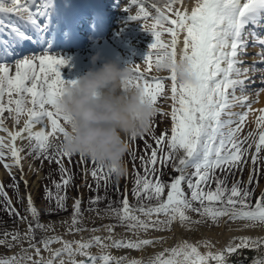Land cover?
<instances>
[{
  "label": "snow or ice",
  "instance_id": "snow-or-ice-1",
  "mask_svg": "<svg viewBox=\"0 0 264 264\" xmlns=\"http://www.w3.org/2000/svg\"><path fill=\"white\" fill-rule=\"evenodd\" d=\"M35 2L36 0H32L29 4L10 0V6H6L4 0H0V12L29 14L28 30L11 26V41L0 39V56H14L12 49L26 41H38L43 35L42 21L47 17L51 0H45L37 11H30ZM128 2L139 9L137 14L129 16V19L153 21L148 29L154 38L150 45L152 51H149L143 61L147 69H156V65L166 59L175 64L179 58L187 65V73L191 77L188 81L178 82L176 70L173 68L168 72V77L149 78L138 67L132 68L130 86L143 89L144 95L155 107V116L161 113L157 102L158 97L165 98V79L171 81L170 98L173 102L169 130L162 132L158 137L155 136L153 118L144 134L131 137V141H135L138 137L143 138L145 134H149L157 145V148H152L146 143V149L152 150L147 159L140 157L144 175L134 173L131 194L136 199V204H130L127 190L120 194L122 199L110 200L107 189L115 169L108 170L105 174L104 167L93 161L97 166L91 170L85 169V176L90 172L95 181V189L91 184L86 186L90 191L96 192L103 186L105 195L90 197L86 211L95 213L99 219H113L116 224L85 228V210L81 207L82 200L76 198L72 204L70 218L60 222L65 228L64 235L75 236L85 231H103L106 235H92L87 240L83 237L79 240H67L62 235H48L55 232L56 224L41 222V212L30 194L27 196L25 208L27 215L21 216L12 207L11 199L0 184V197H3L0 203L10 216L26 225L23 232L19 227L0 232V248L4 249V252L0 253V264H228L229 258L242 250H256L264 254V237L244 236L233 237L224 248L216 250H213L215 244L211 240L178 239L173 246L165 247L147 258L112 255V249L143 251L148 247L163 245L166 243L164 237H153L150 234L173 232V228L177 226L189 231L200 226L211 228L230 226L232 223H237L238 227L230 230L264 228V192L253 205L251 199L254 190L250 189L255 178L259 153L264 150V114L257 120L258 140L255 139L256 134L251 132L248 137L241 139L239 133L247 113L231 111L238 102L240 106H245L243 102L246 97H237L236 90L239 88L243 92L253 83L248 78L250 69L240 67L244 63L241 56L248 54L246 49L249 45L245 39L247 35L255 37L253 46L261 48L257 55L261 57L260 62L264 63V38L255 30L264 29V0H195V5L190 11L186 7L183 10L174 9L179 0H167L164 8L172 12L174 18L155 4L151 5L156 12V15L152 16L145 7V0ZM124 11L128 12L129 9L125 8ZM165 22L169 25L166 28ZM0 27H3V21H0ZM165 33L170 36V40L162 39ZM181 33L184 34L182 48L177 51V46L181 43ZM67 63L63 57L51 56L44 52L43 55L33 56L32 59H16L15 74L9 75L7 64L0 62V99H3L5 93L8 95L7 104L0 103V114L7 111L17 124L20 123L21 114L27 117L22 129L9 133L11 146L4 145L0 139V163L5 158L3 149L9 147L14 163H5L4 167L10 171L16 166L22 171V158L19 155L21 150L17 149L14 143L21 137L29 140V155L35 153L36 159L43 157L50 164L55 162L58 165L61 179L52 181L55 192L47 186L44 188V199L48 202L45 211L48 215L67 211V189L73 182V175L63 163V158H69L71 163L72 154L62 151L59 145H53L50 140L56 133L67 135L65 126L69 118L62 116L57 110V100L66 91V86L76 83L75 80L66 81L62 78L60 68ZM251 70H256L255 62ZM242 75L246 77L245 80L239 79ZM13 94L15 99L12 98ZM27 97H31V100L27 101ZM26 102L32 107H27ZM13 104L14 108L11 107ZM236 117L239 119H235ZM2 123L0 120V124ZM36 125L40 126V130L34 132L32 129ZM49 125L51 131L46 132L45 129ZM3 130L7 131L6 128ZM22 133H27V137H22ZM250 137L255 145V152L251 156L253 171L245 187L242 188V181L236 179H233L229 187L228 175L235 177L233 170L242 172L243 166L247 164L244 157L253 145L248 144L246 148L245 144ZM165 144L168 151H165ZM50 148L54 149L51 153ZM130 155L135 161V152ZM80 157L81 162H84L85 157ZM158 161L163 167L157 168ZM165 167H171L178 173L170 178V182L162 180ZM189 169L193 171L189 173ZM217 171L223 174V179L216 175ZM24 183L27 186V181ZM213 183L214 188L211 186ZM182 185H186L187 191ZM13 186L18 189V184ZM116 191L119 194V188ZM106 199L108 204L104 209H100L98 205ZM18 200L23 202L24 198L18 197ZM116 204L119 206H114ZM192 214L199 219H193ZM118 226L124 227L130 235L117 238L114 229ZM54 244L59 247H53ZM94 247L99 250L98 254L91 252ZM16 248H19L18 252L7 255ZM253 264H264V255L255 259Z\"/></svg>",
  "mask_w": 264,
  "mask_h": 264
},
{
  "label": "bare ground",
  "instance_id": "bare-ground-1",
  "mask_svg": "<svg viewBox=\"0 0 264 264\" xmlns=\"http://www.w3.org/2000/svg\"><path fill=\"white\" fill-rule=\"evenodd\" d=\"M43 0H36V3L39 4L42 3ZM125 2L120 4L118 7L117 11L119 13L127 14L126 16L124 15V18H121L120 15L119 18L114 21L115 24H117V28H112L111 29V34L108 36V39L111 40V42L108 40H102L100 42H96L94 47H89L85 50H90L88 53L83 51V50H71L69 52H51L49 55L55 56V57H63L65 60L68 61L67 65L64 67L60 68V72L62 74V78L65 79L66 81H71V80H76L78 77L83 75L86 71L89 69L93 68V65L91 63V58L99 54L100 56V61H98V64L104 61H114L116 62L120 67H125L130 65L131 68H136L138 67L140 71L144 73L146 77L152 78L153 76L147 74V65H144L140 63V57H146V55L149 53L150 50V45L153 43L154 38L150 33L148 32V29L150 28L152 24V20L149 19L147 22L144 21L143 24L138 23L131 25L128 23L129 21V16L131 15H136V12L138 10L136 9H131L136 6H131L128 0H124ZM21 3H32V0H20ZM4 3L6 6H10V0H4ZM90 7L95 11L96 14V19L99 24V26H96L94 28L93 25L92 27L96 33L101 34L103 32V27L106 25L107 21L109 20L110 16L109 13L111 11H114L115 7L119 4V0H89ZM167 3V0H145V7L151 8L149 12L151 13L152 16L156 15V12L153 14V9L151 5L155 4L158 7L166 10L164 8L165 4ZM111 4L110 7L112 8L111 11L107 8H105V5ZM129 4V5H128ZM113 5V6H112ZM148 5V6H147ZM195 5V0H179V2L174 5V9L179 8L180 10H183L185 7L187 8L188 11L191 10V8ZM34 7L30 9V11H33ZM125 8H128L129 11L126 12L124 11ZM92 10V11H93ZM37 11V10H36ZM34 12V11H33ZM116 12V11H115ZM89 13L88 10L84 11L82 14L83 16ZM92 13V12H91ZM173 14V13H172ZM28 13L27 12H20V13H4L0 12V21L1 19H4L3 21V27H0V39H5V40H10L9 36L11 34V26H18L22 30H28L27 24H28ZM168 16L174 18L173 15ZM113 16V13H112ZM126 19V20H125ZM139 21V20H138ZM123 23V24H122ZM167 24V22H165ZM122 24V27L119 25ZM24 26V27H22ZM164 27L166 28L165 24ZM168 27V26H167ZM6 28V29H5ZM45 30V27H44ZM260 33L261 38H264V29L257 28L255 29ZM263 32V33H261ZM167 34V33H166ZM168 35V34H167ZM183 33L180 35V41L181 43L178 45L177 51L182 48V41H183ZM65 33L61 34L62 38H65ZM129 36H132L129 38ZM81 39V36H80ZM170 39V36L168 35L167 38H165V41H168ZM245 39L248 41V45L252 44L254 45L255 37L252 35H247ZM143 44V45H142ZM74 45H81V43L76 42ZM36 43H29V44H22L21 46L17 47L16 49L18 51H23L27 53H31L29 55H23L22 57L18 59H23V58H28L32 59L33 56H40L43 55L42 51L39 52V47ZM129 48L131 51H133L131 54H129L126 51V48ZM120 48V49H119ZM38 50V51H36ZM2 51V50H1ZM36 51V52H35ZM247 55L241 56V59L244 61L242 65H240L241 68H248L250 69L251 67L250 64H263L261 63V57L257 55L258 53L261 52V48L259 46H253V47H247L246 49ZM118 58L122 59H135L136 62H133L131 64L130 61H124L126 64L117 62L119 61ZM6 58L4 56H0V62H3ZM117 60V61H115ZM37 63V69H38V61ZM7 66L10 69L9 75H14L15 74V61L11 63H6ZM153 70L156 72V69L153 68ZM250 71V70H249ZM162 73H168V72H162ZM255 75L258 74L254 72ZM250 73L248 72V75ZM261 74V73H259ZM264 76V75H263ZM249 78V77H248ZM246 77H243L241 80H245ZM262 79H257L256 83H252L251 86H247L243 91V97H246V101H244V105L248 106V109L243 110L240 109L242 106H240V103H237V106L232 109V112L239 113V114H244L247 113L245 116V120L248 122H252L254 124H257L258 118L264 114V85L262 87H257L254 89H251L255 84L262 85ZM30 86V82H29ZM241 92V91H240ZM237 97H240V94L237 93L235 94ZM13 99L16 98L15 94H13ZM8 100V95L5 93L3 99H0V103L2 104H7ZM30 98H27V101H30ZM27 107H32L30 103L26 102ZM11 107H15V105H11ZM49 107V106H47ZM13 115H15L13 113ZM27 119V117L24 114H21L20 116V123L17 124L14 119L9 115L7 111H5L3 114H0V120L3 121L2 124H0L1 130H0V139H2L4 145H9L11 146L12 140L11 136L9 133H15L22 129L24 127V120ZM235 119H239L236 117ZM7 129V131H4L3 129ZM34 132L40 130V126L36 125L32 129ZM46 132L51 131L50 125L45 129ZM22 137H27V133H22ZM61 134L56 133L55 137L52 138L50 137L51 142H54ZM15 147L17 149H20L21 151L19 152V155L21 156V166H22V171L20 167L13 166L10 171L14 173V175L18 176L19 180L21 181L22 184V191H23V198L27 200V196L30 194L32 196L33 202L36 206V197H37V190L40 188V182L44 177V174L42 172V167L40 163V159H35V153H32V155H29V149H30V143L27 138H21L18 137L16 139ZM5 152V158L2 163H0V182H3L5 178L8 177V170L4 167V164H13V159L11 158L10 155V150L9 147H5L3 149ZM33 157V160L30 162V159ZM24 181H27V186H25ZM193 217H197L195 214H192ZM84 218L88 217V214L83 215ZM70 217L66 216L62 220H68ZM89 218L93 219H98L97 222L99 221H104L107 220L110 222V219H99L96 218V214H91L89 215ZM238 227L237 223H232L230 226H220V227H207V226H200L199 228L193 229L191 231L186 230V229H181L180 227H174L173 232H152L150 235L153 237H164L166 240V243L163 245L157 246L155 248L153 247H148L143 251H133V250H116L112 249L111 253L112 255L115 256H121V255H128L130 257L134 258H140L144 257L147 258L148 256L161 251L165 247H171L173 246L178 239H189L191 241H198L201 239H207L211 240L215 244L216 249H222L224 248L229 241L233 237H252V238H257V237H264V228H253V229H248V230H230L231 229H236ZM173 233L175 234L173 236ZM130 235L127 233V230L116 232L117 238L124 236V235ZM80 234H77L75 236H78ZM98 235V234H97ZM106 235V233L102 234L101 236ZM74 236V237H75ZM100 236V235H99ZM64 239H66L64 237ZM53 247H59V245L54 244ZM203 251V249H202ZM91 252L93 254H98L99 250L97 248H92ZM46 256L47 253H44ZM264 255L260 252H257L256 250H242L238 254L232 255L229 258L228 264H253V261L255 259L261 258V256Z\"/></svg>",
  "mask_w": 264,
  "mask_h": 264
},
{
  "label": "clouds",
  "instance_id": "clouds-1",
  "mask_svg": "<svg viewBox=\"0 0 264 264\" xmlns=\"http://www.w3.org/2000/svg\"><path fill=\"white\" fill-rule=\"evenodd\" d=\"M100 61L99 54L91 58L93 68L67 85L57 100V110L69 118L67 135L59 147L72 155H83L117 177L126 171L125 156L130 151L133 135L144 134L155 116V107L143 89L130 86L133 77L130 65L120 67L114 61ZM175 68L178 82L191 79L187 65L179 58L175 64L166 59L156 65V71Z\"/></svg>",
  "mask_w": 264,
  "mask_h": 264
},
{
  "label": "rangeland",
  "instance_id": "rangeland-1",
  "mask_svg": "<svg viewBox=\"0 0 264 264\" xmlns=\"http://www.w3.org/2000/svg\"><path fill=\"white\" fill-rule=\"evenodd\" d=\"M129 5V4H128ZM146 5V4H145ZM148 6V5H147ZM131 9H136L139 10L138 7H133ZM148 11L151 9L146 8ZM166 14L169 15H173L172 12H168L167 10H165ZM155 13V11H153V14ZM137 14V12H136ZM125 15V14H124ZM127 15V14H126ZM125 15V16H126ZM124 18V17H123ZM126 20V19H125ZM129 24L134 25V24H138L141 23L143 24L144 21L143 20H131L129 19L128 21ZM165 26H169L168 24L164 23ZM159 30V29H158ZM150 35H152L150 33ZM132 36H129V38H131ZM168 35L165 33L162 36V39L165 40V38H167ZM170 40V39H168ZM143 45V44H142ZM249 47H253L252 44H249ZM178 48V46H177ZM120 49V48H119ZM126 51L131 54L133 51H131L128 47L126 48ZM152 51V50H151ZM145 57H140V63L146 65L143 61H144ZM118 62L126 64V62L124 61H130L131 64H133V62H136L135 59H120L118 58ZM134 65V64H133ZM253 64H250L249 67L252 68ZM249 71V75L248 77L253 81V83H256L257 79H264V63L263 64H256L255 68L256 70H251ZM258 73L255 75V73ZM261 73V74H259ZM147 74L155 77V78H165L168 77L170 75V73H162V72H158V71H154L153 69L151 71H147ZM245 76H240L239 79H242ZM164 84H165V88H164V99H160L158 97V102H157V107H159L161 109V113H158L155 117H154V125L153 130H154V135L155 136H160V134L162 132H165L166 130H169L171 128V117H170V112H171V105H172V100H171V81L165 79L164 80ZM262 85H258L255 84V86H253L251 89L257 88V87H262L264 85V82L261 83ZM248 88V87H246ZM245 88V89H246ZM240 94V97H243V92H240V89L238 88L236 90L237 94ZM30 98V97H27ZM237 106V105H236ZM235 106V107H236ZM47 107V106H46ZM235 107L231 108L234 109ZM243 110L248 109V106H242ZM162 113H169V115H163ZM233 127H235V125H233ZM255 133V139L258 140V133H259V128L257 124H254L252 122H248L244 119L243 124H242V128H241V132L239 133V136L241 139H243L244 137H248L249 133ZM62 138V134L54 141L52 142L53 145H58L59 141ZM146 143L148 145H151L152 148H157V145L154 141V139H152V137L149 134H145L143 138H137L135 141H130V151L129 153L126 154L125 156V167H126V174L120 175L119 177L116 176V174H112L110 177V184L109 187L107 189V191H109L108 194V198L112 201H118L120 200V194L117 193L116 189H117V184L119 183L120 186H126L128 187V189L133 188L134 186V172H139L142 175H144V169L141 167V159L140 157H144L145 159H147L148 156H150L151 154V148L146 149ZM248 144H252L253 147L249 150V152L245 155L244 159L247 160V164L243 166V171H237V170H233L235 171V177H233L232 175H228V179H227V183L230 181L231 185H232V181L233 179L236 180H240L242 179L244 181V185L246 186L248 178L250 173H252L253 171V164L251 161V156L252 154L255 152V145L253 143V138L250 137L247 141V143L245 144V147H248ZM54 149L50 148L49 152L51 153ZM165 151H168L166 144H165ZM131 152H135L136 155V159L135 161H133L132 156L130 155ZM180 155H182V152L180 153ZM80 155H72L71 157V163L69 162V158H63V163L65 168L69 169V172L73 175V182L72 184L68 187L67 189V195H68V200H67V211L65 212H59L58 214H55L54 216H50L48 214H46V207L48 205V202L44 199V188L45 186H47L48 188L52 189L53 192H55V188L52 184V181H60L61 179V174L59 172V167L58 165L53 162V163H49L47 160H45L43 157L39 158L40 159V163H41V167H42V172L44 174V179L40 182V188L39 190H37V197H36V207L38 210H40L41 212V222L42 223H49V222H55L56 224V229L55 232L52 233H48V235H62L64 236L67 240H72V239H81V237H83V239L87 240L90 236L92 235H102L105 232L103 231H97L95 233L89 232V231H85L83 233H80V235L78 236H71V235H64L65 233V228L63 226H61V221L62 218L66 217V216H71V212H72V206L70 204H68V201L70 200V197H77L80 198L82 200V209L86 210V206L85 205H89L88 204V200L90 197H93L97 194H99L100 196H104L105 195V189H99L98 192L96 191H90L88 189V187L86 186V189H81V190H77L76 189V182L80 181L82 179L81 177V171L79 170V165L76 162V159L79 158ZM160 156V153L158 152V157ZM36 159V158H35ZM33 160V157L30 159V162ZM43 161V162H42ZM84 162L86 163V168L89 166L90 170L93 167H96L97 165L94 164V162L88 158H84ZM89 165H88V164ZM163 167L159 161L157 164V168H161ZM255 169H256V174H255V178L252 182V184L250 185V189L254 190L253 191V195H252V199H251V203H253V197L254 195H258L262 192H264V150L261 151V153H259L258 156V160L257 163L255 165ZM108 169H106L104 167V172L105 174H107ZM191 171H193L192 169H189L188 172L190 173ZM9 172V176L7 178L4 179V184H3V188L4 191L7 193L8 197L11 199L12 201V207H14L21 216H25L27 215V213L25 212V208L27 205L26 200L24 199L23 202H19L18 197H22V184L19 181V178L16 175H13V173L11 171ZM11 173V174H10ZM90 174V172H89ZM133 174V175H132ZM176 175H178V173H176L171 167H165L163 169V175H162V180L164 182H170V178L171 177H175ZM217 176H220L221 179L224 178L223 174H221L219 171H217L216 173ZM125 176L127 177V180H125ZM13 177H15V179H13ZM150 179L152 177H149ZM129 179V180H128ZM86 182H88L87 184H91L93 189H95V181L93 180V178L90 175V179L88 180V178L86 177ZM103 185V181L101 182ZM18 184V189L16 187H14L13 185ZM124 184V185H123ZM243 185V183H241V187H245ZM213 188L215 187V184L213 183L211 185ZM182 187H184L185 191H187V187L186 185H182ZM88 192V194H87ZM86 193V194H84ZM166 195V193H165ZM132 196V194H131ZM130 204L131 205H135L136 204V199L132 196L130 198ZM3 200V197H0V201ZM108 204V199L104 200L102 203H100L98 206L106 203ZM154 204V202H152ZM114 206H119L118 204L114 205ZM60 213H65L64 216H60V217H56L58 216ZM67 213V214H66ZM87 213V212H85ZM84 214V213H83ZM30 219V217H29ZM193 219H199V217H193ZM96 220V222H88V221H84L83 220V226L87 229H92V228H101V226L103 225H108V224H116V221L113 219H110V222H108L107 220L104 221H99ZM17 227H19V230L21 232H23L26 228V225L23 223H20L18 219H16L14 216H10L9 213L4 209L3 204L0 203V232H3L4 230H13L16 229ZM126 230L124 227H116L114 229L115 233L116 232H120V231H124ZM39 235V234H38ZM25 247H27V244L24 245ZM19 248L14 249L12 252H8L7 255H12L14 254V252H18ZM4 249L0 248V253H3Z\"/></svg>",
  "mask_w": 264,
  "mask_h": 264
}]
</instances>
